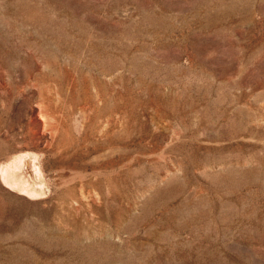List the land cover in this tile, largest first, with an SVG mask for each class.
<instances>
[{
    "label": "rangeland",
    "instance_id": "1",
    "mask_svg": "<svg viewBox=\"0 0 264 264\" xmlns=\"http://www.w3.org/2000/svg\"><path fill=\"white\" fill-rule=\"evenodd\" d=\"M25 153L0 264H264V0H0V164Z\"/></svg>",
    "mask_w": 264,
    "mask_h": 264
},
{
    "label": "bare ground",
    "instance_id": "2",
    "mask_svg": "<svg viewBox=\"0 0 264 264\" xmlns=\"http://www.w3.org/2000/svg\"><path fill=\"white\" fill-rule=\"evenodd\" d=\"M39 172L40 168L36 157L31 153L19 154L14 156L11 161L0 164L1 180L5 181L10 188H16L17 192L27 196L42 192V188L33 183V179H39Z\"/></svg>",
    "mask_w": 264,
    "mask_h": 264
}]
</instances>
